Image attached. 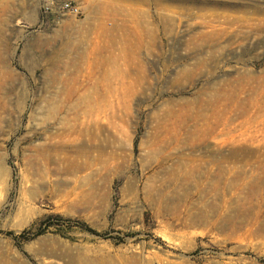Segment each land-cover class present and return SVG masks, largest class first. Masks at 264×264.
Segmentation results:
<instances>
[{"label": "rangeland", "instance_id": "1", "mask_svg": "<svg viewBox=\"0 0 264 264\" xmlns=\"http://www.w3.org/2000/svg\"><path fill=\"white\" fill-rule=\"evenodd\" d=\"M0 264H264V0H0Z\"/></svg>", "mask_w": 264, "mask_h": 264}, {"label": "built area", "instance_id": "2", "mask_svg": "<svg viewBox=\"0 0 264 264\" xmlns=\"http://www.w3.org/2000/svg\"><path fill=\"white\" fill-rule=\"evenodd\" d=\"M59 9V11L62 12H71V13H77L78 12V8L72 6L69 2H64L59 4V6L57 7Z\"/></svg>", "mask_w": 264, "mask_h": 264}]
</instances>
